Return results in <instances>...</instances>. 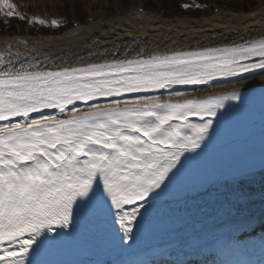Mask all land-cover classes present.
<instances>
[{
	"label": "snow or ice",
	"instance_id": "obj_1",
	"mask_svg": "<svg viewBox=\"0 0 264 264\" xmlns=\"http://www.w3.org/2000/svg\"><path fill=\"white\" fill-rule=\"evenodd\" d=\"M0 12L41 25L62 23L29 18L12 0H0ZM33 59L0 55V264H45L43 252L91 215L117 224L122 243L134 241L138 218L212 140L228 102L242 101L238 88L199 97L178 89L264 73V34L76 66ZM254 176L245 168L227 177L234 197L230 223L237 229L257 218L244 190ZM259 221L264 229V203Z\"/></svg>",
	"mask_w": 264,
	"mask_h": 264
},
{
	"label": "bare ground",
	"instance_id": "obj_2",
	"mask_svg": "<svg viewBox=\"0 0 264 264\" xmlns=\"http://www.w3.org/2000/svg\"><path fill=\"white\" fill-rule=\"evenodd\" d=\"M134 8L137 10L133 13L121 10L114 18L98 15L89 24H81L63 34L2 35L0 55L21 62L34 57L31 62L40 61L48 67L76 66L131 58L137 53L222 46L240 42L242 38L258 39L264 34V6L248 13L224 11L199 19H169L159 13H139V6ZM23 40L28 44L21 43ZM9 52L13 55L8 56ZM262 86L264 73L258 71L242 78L178 90L187 92L189 97H199L234 88L247 91ZM159 94L167 98V93ZM253 172V180L244 187L251 201L249 209L257 217L249 228L260 224L259 212L264 203V175L261 169ZM230 201H234V197L227 178L160 194L144 213V218H138L134 230L136 238L128 243L120 241L122 233L117 224L105 223L97 215H91L81 221L71 237L43 252L40 259L45 264H84L83 261L85 264H142L155 254L172 256L175 250L194 251L201 244L238 231L230 223ZM227 240L223 243L225 248L220 249L228 256H219L222 264H259L248 263L245 255L236 258V251L228 249Z\"/></svg>",
	"mask_w": 264,
	"mask_h": 264
},
{
	"label": "rangeland",
	"instance_id": "obj_3",
	"mask_svg": "<svg viewBox=\"0 0 264 264\" xmlns=\"http://www.w3.org/2000/svg\"><path fill=\"white\" fill-rule=\"evenodd\" d=\"M153 1L156 3L155 7H151L149 5V2ZM259 1H263V3L255 10L264 6V0ZM12 2L18 6L20 13L25 14L29 18L33 15H40L42 17L61 20L62 23L58 26L51 25L50 23L41 25L39 23H30L28 20H22L16 15H13L12 17H5L3 13L0 12V36H18L20 32L17 31L18 33L16 34L10 32V26L12 25H15L17 29H22V34L29 32L33 34V36L39 35L40 32L47 35L63 34L73 28H77L73 25V22H79V25L86 24V20L89 17H96L99 14H107L109 17L111 15L113 16L112 18H114L118 16L119 11L121 10L123 12H128V10H132L134 7L138 6L144 7V9L149 12L162 14L163 17L169 19L209 18L224 11H230L228 10V3L225 0H180L181 5H179V3H175V1L172 2V0H12ZM231 3L234 5L237 4L238 1L235 0ZM186 4L190 5V7L185 8L184 5ZM204 4L211 6L212 9L210 10V8L206 7L207 10L200 11L198 15L190 16V14H179L180 17L174 15L176 8L187 9L189 11L200 10L199 8L202 10V5ZM167 5H170V7H167L168 12L165 11L163 7ZM148 8L153 11L148 10ZM215 8L218 9L217 12L214 11ZM232 11H234V13H246L235 8H232ZM130 13L132 12H129V14ZM67 24L70 25L67 26ZM253 236L261 237V241L257 242V244L253 243L252 245L249 241H254L252 238ZM262 241H264V230H259L247 240V242H249L247 246H257L260 245Z\"/></svg>",
	"mask_w": 264,
	"mask_h": 264
},
{
	"label": "trees",
	"instance_id": "obj_4",
	"mask_svg": "<svg viewBox=\"0 0 264 264\" xmlns=\"http://www.w3.org/2000/svg\"><path fill=\"white\" fill-rule=\"evenodd\" d=\"M173 1H175V3H179V5H181L180 0H172V2ZM225 1H227V3H228V8H230V9L235 8V9L244 10V11H250V10L256 9L263 3V1L260 2L259 0H237L238 3L232 5L231 2L235 1V0H225ZM149 5L151 7H155L156 3L154 1L153 2H149ZM163 7H164V10L168 12L167 7H170V5L163 6ZM196 9H198V8H196ZM199 9L200 10L189 11L187 9L176 8V12L174 13V15H179V14H187V15L190 14V16L191 15H198L200 13V11L207 10L206 7H202V10H201V8H199ZM201 13H203V12H201ZM10 28L12 30H14V31L16 30V26L15 25H12Z\"/></svg>",
	"mask_w": 264,
	"mask_h": 264
}]
</instances>
